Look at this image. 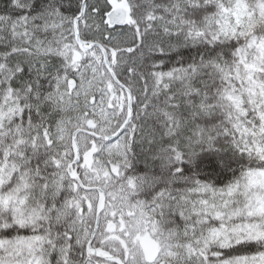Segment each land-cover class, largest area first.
Here are the masks:
<instances>
[{"label": "snow or ice", "instance_id": "obj_1", "mask_svg": "<svg viewBox=\"0 0 264 264\" xmlns=\"http://www.w3.org/2000/svg\"><path fill=\"white\" fill-rule=\"evenodd\" d=\"M0 264H264V0H0Z\"/></svg>", "mask_w": 264, "mask_h": 264}]
</instances>
